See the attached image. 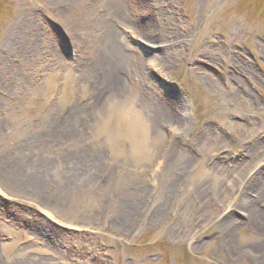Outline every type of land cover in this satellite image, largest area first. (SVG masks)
<instances>
[{
	"label": "rangeland",
	"instance_id": "374dc122",
	"mask_svg": "<svg viewBox=\"0 0 264 264\" xmlns=\"http://www.w3.org/2000/svg\"><path fill=\"white\" fill-rule=\"evenodd\" d=\"M0 264H264V0H0Z\"/></svg>",
	"mask_w": 264,
	"mask_h": 264
},
{
	"label": "bare ground",
	"instance_id": "6f19581e",
	"mask_svg": "<svg viewBox=\"0 0 264 264\" xmlns=\"http://www.w3.org/2000/svg\"><path fill=\"white\" fill-rule=\"evenodd\" d=\"M115 5H117V2L115 3ZM107 29L108 31L110 30L109 28ZM118 38L119 37L117 36V33L112 31L110 34H107V36H103L101 40L102 41L101 45L103 46V59L104 56H108L106 55L108 53V50H111L112 52L114 51L113 52L114 54L113 53L110 54L111 56V58H109L110 61L107 59V62L109 61L110 68L112 70L111 71L112 80L109 86L111 87V90H113L114 98L117 100H125V99L131 100L133 106H153L150 101L138 95L136 91H134V88L130 86V84L126 86V83L124 82L122 77H120L119 75L120 67L123 66L126 62L131 61L130 59L131 55L130 54L126 55L125 53L122 55L121 49L117 46V44L119 43ZM121 56L123 57V59H121ZM153 132L156 133V131ZM251 205H253V202H251ZM250 218H252L253 221L255 222L258 221V217L255 211L253 212V214L252 212H250Z\"/></svg>",
	"mask_w": 264,
	"mask_h": 264
}]
</instances>
